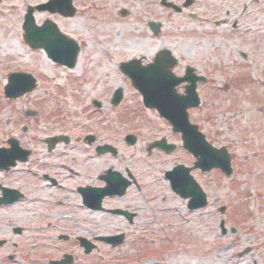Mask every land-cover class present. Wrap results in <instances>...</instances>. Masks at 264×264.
I'll list each match as a JSON object with an SVG mask.
<instances>
[{
	"label": "rangeland",
	"instance_id": "obj_1",
	"mask_svg": "<svg viewBox=\"0 0 264 264\" xmlns=\"http://www.w3.org/2000/svg\"><path fill=\"white\" fill-rule=\"evenodd\" d=\"M39 1L0 0V147L14 137L21 148L40 153L39 139L44 133L58 131V126L65 124H68L65 131L75 125L74 131L114 132L115 138L133 133L139 136L140 152L134 151L136 147L121 148V157L123 161L138 159L144 181L154 184V205L159 209L161 227L157 234L144 235L143 242L137 244L131 243L134 237L130 236L119 254L127 256L131 260L129 264H264V40L255 39L254 44L248 45L237 34L218 32L215 28L207 30L208 44L204 41L205 34L192 36L185 29L169 28L161 38L152 37L137 18L136 7L132 8L130 17L119 22L107 17L105 11L88 21L82 22L80 18L73 24L60 26L63 31L76 34L84 48L75 70L64 72L48 62L40 51L24 46L21 39L22 14L27 5ZM35 18L41 21L46 15L36 13ZM168 33L177 37L170 40ZM212 35L220 37L218 42L212 40ZM162 47L171 48L180 57L181 64L196 67L199 74L209 79V84L199 88L201 106L190 111V120L205 132L214 146L226 147L234 158V173L229 180L225 181L219 173L210 174L209 179L195 175L210 198L209 206L197 213L186 211L183 202L172 196L161 177V170L171 168L175 159L186 163L188 157L182 151H177L172 158L156 155L153 168L143 163V147L162 132L168 134L169 129L163 128L165 124L153 110L142 107L131 87L125 89L128 83L118 70V63L131 58L150 62ZM238 51H246L250 56L242 60ZM181 69L178 67L175 73L180 74ZM11 72L31 74L37 81L33 92L16 100H5L2 87ZM226 85L227 90L223 89ZM117 88L125 90V99L113 107L110 94ZM92 100L98 101L100 108L93 107ZM52 125L56 128L47 131L45 127ZM98 137L111 141V138ZM176 140L169 136V141ZM75 148L79 151L74 152ZM85 148L81 142L73 141L64 150L83 156ZM111 163L121 165V161L107 158L105 165ZM103 164V161L97 162L98 167ZM25 167L22 163L19 169L23 171ZM0 181H4L1 175ZM216 199L221 202L218 206L226 208L223 216L217 213L218 207L213 202ZM7 211L0 214V264H26L27 254L35 253L29 246L42 241L40 235L44 233L15 235L10 227L12 222L32 228L35 220L25 216L13 218L11 209ZM186 218L192 221L185 222ZM221 219L225 220L227 231L234 229L236 233L221 236L217 227ZM43 240L48 246L45 254L49 258L66 250L72 252L73 245L69 244L73 242L58 240L56 234L45 235ZM57 245L61 248L56 252ZM247 249L241 257H236ZM106 251L102 246L103 257ZM74 253L82 261L81 253ZM89 259L96 260L95 255L83 260ZM93 264L100 263L96 260Z\"/></svg>",
	"mask_w": 264,
	"mask_h": 264
},
{
	"label": "flooded vegetation",
	"instance_id": "obj_2",
	"mask_svg": "<svg viewBox=\"0 0 264 264\" xmlns=\"http://www.w3.org/2000/svg\"><path fill=\"white\" fill-rule=\"evenodd\" d=\"M35 5H42L44 9L41 13L46 15L44 20L39 21V25L49 21L56 26L62 37L75 41L79 40L76 38L78 36L67 29L68 33L63 31L61 25L73 24L80 18L82 22H85L105 11H107L105 13L107 17L119 22L130 17L134 7L139 13L137 18L139 17L141 23L146 25L150 34L149 25L153 24L160 30V35L164 34L166 29L177 28L185 29L190 33L186 34H192V36L205 34V39L206 34L208 35L207 30L215 28L218 32L226 30V33L237 34L248 45L254 44L255 39L264 40V0H40ZM174 37L177 36L167 35L170 40ZM210 37L216 42L220 38L214 35ZM207 40L209 41L208 37L204 41L207 42ZM238 53L240 57L245 55L244 52L238 51ZM181 88L182 86L179 87ZM67 125H59L58 131L55 125L45 127L47 131L54 129L55 131L44 133V136L39 139L42 152L34 154L29 149L26 163L30 166L32 162L34 168L22 172V170H16V165L2 173L5 179L0 182V199L5 189L17 191L19 198L9 205H0V214H5L11 209L9 213L11 212L13 218L25 216L27 219H34L35 226L26 228L27 231L34 230L43 232L45 235L65 236L64 241H69L72 236L74 244L69 245L70 247L73 245V254L69 252L68 255L72 254L73 258L66 262L93 264L96 260L89 259L87 262L83 260L93 256L94 253L84 255L76 239L77 236L87 239L88 236L122 234L124 237H134L157 234L159 209L154 205L156 197L153 196V185L146 184L144 181V172L140 168L141 164H137L138 159L130 158L129 160L124 155L127 160L123 161L121 157V148L128 149L125 146L124 137L115 138L114 132L81 133L74 131L75 125H72L69 131H65ZM98 136L111 138V141L100 139ZM173 136L179 138L178 135L173 134ZM137 137L139 136L136 135L135 144L130 146L136 147L134 150L136 152L140 150L137 149L140 143ZM60 138H65V142H60ZM73 141L81 142L87 147L85 155L70 154L64 150L71 146ZM107 145L115 147L113 153L99 152L101 147ZM143 148L146 152L147 147ZM77 151L79 149L75 148L74 152ZM161 154L163 155L160 151L154 150L148 155L151 157L152 166H155L153 161L155 156ZM107 158L117 159L121 161V165L117 163L105 165ZM99 161L104 162L103 166H97ZM176 162L175 159L173 163ZM111 172L117 173L127 182L120 195L116 194L117 191L115 194L108 195L102 190L106 184L104 179ZM94 188L100 190L96 191ZM13 195L9 197L12 198ZM200 223L203 224V222ZM92 240H95V237ZM60 248L57 245L54 251L57 252ZM33 250H35L33 256L32 253L26 256V264H58V261H62L63 255L66 254L64 252L53 259H48L45 254L48 246L44 243L34 246ZM75 251L78 254L81 253L82 261L78 259L80 256H77ZM107 260L100 259L97 262L104 261V264H107Z\"/></svg>",
	"mask_w": 264,
	"mask_h": 264
},
{
	"label": "water",
	"instance_id": "obj_3",
	"mask_svg": "<svg viewBox=\"0 0 264 264\" xmlns=\"http://www.w3.org/2000/svg\"><path fill=\"white\" fill-rule=\"evenodd\" d=\"M25 29L26 28L24 26V30ZM37 35L41 37L42 35H45V34L37 29L27 28V33H24L23 36H24L25 42L29 44L32 48L44 47L45 51L48 53V55L53 60L60 62V63H66L69 66L73 65V58L71 54L69 56L61 55L60 53L62 51H60L58 47L57 49L56 46H51V43L47 40L35 38L37 37ZM160 58L161 56L158 57V60H160ZM162 61H164V58L162 59ZM161 64L163 63L161 62ZM137 66H138V63L132 62L128 65H123L122 68L126 69L125 73H127L129 78L131 79V82L134 85L135 89L139 90V92L143 94L144 99H145L144 103H146L147 106H155L152 104V102L155 101V98H153L152 95L154 93L157 95L158 93H161V92L163 94L168 93L167 98H165V96L162 97L163 99H160V101L157 103V106H155V108L158 110L160 115L164 116L165 118H168L169 122L173 126H176V130H179L180 132L183 133L184 140H185L184 144L187 145V147H189L192 150L195 157H198V159H200L198 161L202 164L204 170H210L213 167H218L226 175H229V173H231V169L229 167V158L227 154L225 153L224 149L217 152L218 156H216V154L213 153V150L210 147H207V150L201 153V151H203V143L201 142V140L197 142L198 140H196V137H191L189 139L187 137V128L190 126H188V124L186 123L187 116H186L185 110L191 104L190 101H187V100H190V95H188L186 99H179L176 96L175 97L173 96V92H172L173 90L172 91L169 90L167 92L164 86H160L161 85L160 80H163L162 76H164L165 73L162 71V68H160V66H159L160 68L159 74L153 73L152 69L156 70V68H158L157 64H151L145 67L146 69H149V70L143 71V72H136V70L134 71L133 69L137 68ZM161 66H163L164 69H168L164 65H161ZM174 83L176 84L177 82H174ZM171 86H173V83L171 84ZM32 87H34L33 81H31L27 77L25 78V77H22L21 75H17V76L10 75L8 77V84L4 87V94L8 99L15 98L29 91V89L31 90ZM148 99H149V102L147 101ZM9 144L11 146L10 150L0 151V167H7L10 163L12 165L13 164L12 162L21 156L18 150L17 144L13 141L11 142L9 141ZM159 144L160 143H156V145L158 146L162 145V144L161 145ZM162 148H164L166 152H169L170 150V146L165 147V145H162ZM183 175L185 176V174ZM167 176H169V174H167ZM181 177L172 176L171 177L172 180L170 179V177L169 179H170L171 187H173V189L177 193H179L181 196L184 197L186 196V194L184 193V187H183L185 183H183L182 181L184 177L183 176ZM110 186L112 187L114 185H110ZM193 198H194V201L202 200V202L198 204L197 206L204 205V202H203L204 197L202 194L201 196H198V194L194 193Z\"/></svg>",
	"mask_w": 264,
	"mask_h": 264
}]
</instances>
